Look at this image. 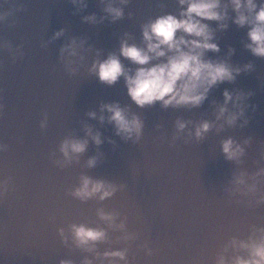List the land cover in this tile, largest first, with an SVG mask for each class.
<instances>
[{
  "label": "water",
  "instance_id": "water-1",
  "mask_svg": "<svg viewBox=\"0 0 264 264\" xmlns=\"http://www.w3.org/2000/svg\"><path fill=\"white\" fill-rule=\"evenodd\" d=\"M86 3L87 8L77 11L71 0H0V13H10L0 24V41L11 46V51L0 50V145L6 146L0 152V181L10 179L0 199V264H59L61 259L81 264L86 254L65 247L58 230L81 222L104 227L97 217L100 208L127 217L128 231L137 234L129 250L132 264H214L227 240L246 239L251 226H264V206L248 207L236 202L243 198L230 200L224 192L236 166L219 150L223 138L251 137L243 167L256 170L264 152V60L244 47L246 30L230 24L226 32L216 33L218 56L208 55L224 58L232 48L230 63L252 64V71L214 89L200 109H137L123 81L110 88L84 69L69 76L59 61V49L75 37L85 39V47L92 49L89 62L96 51L106 58L118 51L125 33L139 42L140 26L149 18L177 11L176 0H129L122 20L94 25L84 23L83 17L95 14L99 19L104 5L100 0ZM61 29L65 36L49 43ZM225 89L253 93L248 103L256 111L248 110L249 126L219 136L209 133L200 143L180 140L171 146L175 120L213 119L212 103L222 102ZM112 102L144 120L137 144L125 143L111 125L88 117L92 111L99 114L102 103ZM45 114L47 127L42 130ZM85 124L100 132L103 143L97 147L89 141L78 163L57 167L55 161L63 159L60 143L69 136L83 139ZM98 153L97 166L87 168V161ZM81 175L113 183L119 190L103 202H81L69 194ZM119 235L109 231L110 244L99 245L100 251L123 247ZM145 243L152 249L150 257L140 250Z\"/></svg>",
  "mask_w": 264,
  "mask_h": 264
},
{
  "label": "clouds",
  "instance_id": "clouds-1",
  "mask_svg": "<svg viewBox=\"0 0 264 264\" xmlns=\"http://www.w3.org/2000/svg\"><path fill=\"white\" fill-rule=\"evenodd\" d=\"M104 5L99 19L95 14L83 17L87 24L116 23L125 16L124 8L129 0H100ZM77 11L87 8L86 0H71ZM177 11L162 13L149 18L140 26V40L125 33L120 40L119 49L110 52L101 59V53L95 52L88 60L91 48L85 47V39L71 38L59 49V61L69 76H76L84 69L100 84L114 87L121 81L129 100L137 109L152 108L187 110L200 109L209 99L214 89L223 84L235 83L241 73L250 72L252 64L243 67L234 66L230 58L235 50L228 49L224 58L213 59L209 53L218 56L221 49L216 41L217 32H226L230 24L246 30L244 47L252 56L264 60V0H176ZM9 12L0 13V24L4 23ZM215 27H212V25ZM65 36L63 29L56 31L49 43ZM46 47V45H45ZM0 50L11 51V46L0 41ZM19 53V56H22ZM17 56L13 55V60ZM126 62V63H125ZM253 96L251 91H223L220 103L213 101V119L191 120L176 119L171 146L183 140L203 142L209 133L217 136L227 129H245L249 126L248 110L256 111L255 105L248 103ZM88 117L98 120L101 125L107 123L114 128L115 135L125 143L133 145L141 141L145 122L128 107L118 102L102 103L99 114L92 111ZM47 127V115L40 123L43 130ZM159 127V126H158ZM85 137H67L59 145L63 159L56 160L60 168L79 162V158L88 148L89 141L99 147L103 141L101 134L85 124ZM109 143H113L109 141ZM252 144L249 137L238 141L231 136L219 142L220 154L224 160L236 166L224 192L230 200L244 203L248 207L264 206V152L257 161L256 170L249 172L244 165L246 149ZM6 151L0 145V152ZM101 154L87 161L86 167L95 168ZM9 180L0 181V199L9 190ZM123 187V186H121ZM117 185L102 179H93L87 175L79 177V184L69 194L81 202L111 199L118 191ZM99 224L70 223L60 228L58 235L62 244L86 254L81 264H132L129 250L138 239L127 228V217H121L117 211L97 210ZM109 231L119 233L117 241L123 245L118 249L107 247L100 251L99 245L110 244ZM145 256H152V249L145 243L140 246ZM91 257V258H89ZM59 264H73L71 259H61ZM214 264H264V226H251L246 239L233 236L217 252Z\"/></svg>",
  "mask_w": 264,
  "mask_h": 264
}]
</instances>
